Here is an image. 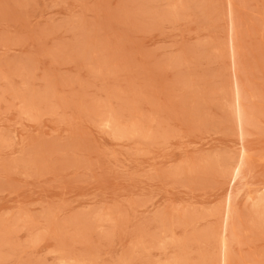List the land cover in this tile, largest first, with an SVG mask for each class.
I'll list each match as a JSON object with an SVG mask.
<instances>
[{
  "label": "rangeland",
  "instance_id": "1",
  "mask_svg": "<svg viewBox=\"0 0 264 264\" xmlns=\"http://www.w3.org/2000/svg\"><path fill=\"white\" fill-rule=\"evenodd\" d=\"M0 264H264V0H0Z\"/></svg>",
  "mask_w": 264,
  "mask_h": 264
}]
</instances>
